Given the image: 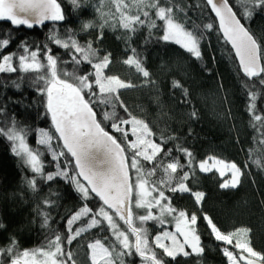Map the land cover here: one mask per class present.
Instances as JSON below:
<instances>
[{
	"label": "trees",
	"instance_id": "16d2710c",
	"mask_svg": "<svg viewBox=\"0 0 264 264\" xmlns=\"http://www.w3.org/2000/svg\"><path fill=\"white\" fill-rule=\"evenodd\" d=\"M53 1L54 18L39 26L0 17V264L38 249L57 250L60 264H92L96 242L109 253L96 264H229L224 249L234 245L211 225L245 229L264 262V0H225L258 46L257 74L238 66L208 0H151L134 17L119 7L102 14L103 0ZM162 9L199 54L162 37ZM112 77L155 84L167 123L137 128ZM51 85L79 92L122 149L130 189L136 180L146 187L148 205L132 190L124 219L79 179L47 108ZM208 156L232 162L238 183L222 186L215 171H201ZM190 216L195 249L169 253L155 243Z\"/></svg>",
	"mask_w": 264,
	"mask_h": 264
},
{
	"label": "water",
	"instance_id": "95a60500",
	"mask_svg": "<svg viewBox=\"0 0 264 264\" xmlns=\"http://www.w3.org/2000/svg\"><path fill=\"white\" fill-rule=\"evenodd\" d=\"M23 2L25 1L0 0L3 9L1 17L13 24L38 26L49 22L56 13L53 0H29V5L44 4L42 8L44 17L37 21L32 20L28 14L12 13L11 8L15 9L18 5L25 6ZM208 2L215 10L218 28L242 72L259 73L261 70L259 49L252 35L240 23L225 0H208ZM45 4L48 6L45 7ZM62 95L65 102H60ZM47 108L55 131L76 167L79 179L94 196L100 198L106 208L126 219L131 191L125 156L120 146L99 126L76 89L70 94L59 89L51 90ZM246 264H264V262L250 259Z\"/></svg>",
	"mask_w": 264,
	"mask_h": 264
},
{
	"label": "rangeland",
	"instance_id": "374dc122",
	"mask_svg": "<svg viewBox=\"0 0 264 264\" xmlns=\"http://www.w3.org/2000/svg\"><path fill=\"white\" fill-rule=\"evenodd\" d=\"M124 2V3H123ZM119 7L124 10L130 16H136L140 10L150 9L151 0H122L115 3L109 0H103L100 4L102 14L110 16L114 12V9ZM56 8V6H55ZM131 8V10H130ZM57 10V8H56ZM3 9L0 5V17ZM112 16V15H111ZM158 16L163 21L162 37L168 41H172L182 48L197 55L199 54V46L193 37L181 24L174 18L167 16L164 10L158 12ZM5 58H3L4 60ZM5 69L11 67L5 62L3 65ZM110 84L119 88V97L123 105L128 111L137 119V128H146L151 130L154 126L167 123L166 113L160 97L158 88L155 84H147L143 86H133L127 82L117 80L116 78H110ZM53 89H59L60 91H67L69 94L73 90H64L61 86H52L49 92ZM49 95V93H48ZM198 168L201 171H215L219 177H221L222 186H235L240 177V170L229 161L222 160L215 156H208L202 161L197 163ZM135 168V163L131 165ZM134 201L138 204H149V193L146 187L138 182L134 181L133 189ZM151 205H154L151 204ZM183 217V216H182ZM189 220L181 219L180 222L174 224L172 229L165 230L160 236L155 239V243L162 247L165 251L172 253L174 251L185 252L187 249H195V236L193 231L194 216H190ZM181 218V216L179 217ZM213 234L223 240L227 244L234 245V249L225 247L224 253L226 254L229 264H246L250 259L262 260V256L256 253L247 244L246 230L236 229L230 232H220L217 228L211 225ZM140 252L142 255H148L146 250V239H140ZM57 250L46 251L42 249L35 250L33 252L22 253L17 257L12 264H60L56 259ZM108 250L99 243H92L89 246V261L92 264L100 262H108Z\"/></svg>",
	"mask_w": 264,
	"mask_h": 264
},
{
	"label": "flooded vegetation",
	"instance_id": "af4514ba",
	"mask_svg": "<svg viewBox=\"0 0 264 264\" xmlns=\"http://www.w3.org/2000/svg\"><path fill=\"white\" fill-rule=\"evenodd\" d=\"M23 1H25V2H23V5H25V6L18 5V6H16L15 9L11 8L12 13L19 14V15L28 14L32 18V20H34V21H37L38 19H42L44 17L43 16L44 12L42 10V8L44 7V4L36 5V3H35L33 5H29L28 4L29 0H23ZM46 6H48V5L45 4V7ZM25 12H27V13H25ZM55 14H54V16H55ZM54 16L51 18V20L54 18ZM23 17L27 18L26 16H23ZM67 94H69V92H67ZM64 95H62V98H60V102H65V99H63Z\"/></svg>",
	"mask_w": 264,
	"mask_h": 264
},
{
	"label": "bare ground",
	"instance_id": "6f19581e",
	"mask_svg": "<svg viewBox=\"0 0 264 264\" xmlns=\"http://www.w3.org/2000/svg\"><path fill=\"white\" fill-rule=\"evenodd\" d=\"M55 9H56V8H55ZM49 22H50V21H49ZM45 23H48V22H45ZM42 24H44V23H42ZM39 25H41V24H39ZM39 25H38V26H39Z\"/></svg>",
	"mask_w": 264,
	"mask_h": 264
}]
</instances>
